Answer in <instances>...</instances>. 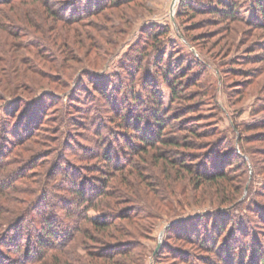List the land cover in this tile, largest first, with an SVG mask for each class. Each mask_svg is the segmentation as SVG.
I'll return each instance as SVG.
<instances>
[{
	"label": "trees",
	"instance_id": "obj_1",
	"mask_svg": "<svg viewBox=\"0 0 264 264\" xmlns=\"http://www.w3.org/2000/svg\"><path fill=\"white\" fill-rule=\"evenodd\" d=\"M86 1L81 13L82 6L76 0L69 4L70 11H66L65 6L56 9L61 0H0V37L6 38L7 44L9 42V46L15 49L14 52L0 53L12 59L10 64L8 56L0 61V102L10 99L9 102L17 107L16 112L6 117L0 114V264H80L85 256L91 259L89 264H116L120 257L127 260L133 249L139 246L136 238H139L140 231L144 233L151 225L146 220L158 218V208L168 206L165 201L156 203L155 200L154 189L161 180L159 171L156 172L157 164L161 162L159 166L164 165L166 172L175 171L177 174L185 170L191 177L215 182L221 187L232 171L230 167L223 168L222 153L210 151L203 154L201 160L200 155L191 153L192 150H200V146L190 140L194 136L200 138L196 129L205 117L186 115L192 112L191 109L188 112L182 110V101L195 98V95L185 92L190 85H183L189 73L180 67L170 69L161 64V58L156 65V76L169 91V105L165 106L162 94L151 81L142 84V96L137 93L136 76L144 69L149 42L159 41L167 34V31L157 28L149 31L145 45L132 50L126 58L128 60L134 55L136 66L132 75H127L123 83H117V87L113 83L118 93L113 102L114 115L112 112L107 115L106 123L98 115H89L92 110L85 115L90 123L87 131L94 136L90 147L71 148L68 142L64 144V116L51 119L54 127L46 131L50 122L46 115L48 109L41 115L43 110L38 98L34 97L40 91L26 85L27 70L21 67L26 57L21 54L31 47L36 56L45 60L54 46L60 52V63L63 64L58 66L59 71L65 72L64 83L60 84H69L75 69L66 63L77 62L71 56V40L69 37L62 39L53 25L57 21L73 25L89 16L94 17L91 8L107 3L105 0ZM121 1L124 0H108L107 7H117L123 3ZM216 1L220 6L216 11L231 21H241L236 0ZM263 1L255 0L258 12L262 11L261 27H264V9L259 6ZM181 7L184 8L183 3ZM186 7L189 9L188 5ZM42 8L43 12L39 14ZM46 19L51 27L47 26ZM251 24L255 25L256 21ZM53 64H56L53 65L56 69L57 62L53 61ZM96 79V82H103L102 78ZM56 87L50 86L48 93L60 95L57 94L60 88ZM91 87L96 89L94 84ZM103 90L104 93L109 91L106 85ZM122 90L126 95L124 100L119 99ZM182 132L185 134L177 135ZM211 144L205 143L208 147L205 149H212ZM231 152L243 162L233 147ZM245 174L242 171L238 175V186L224 185L222 189L234 188L230 197L235 198L243 192L247 181ZM259 196L264 197V191ZM234 198L231 203L236 200ZM254 202L249 199L246 208L252 216H258L261 214L259 207L264 204ZM226 213L216 210L214 215L225 216ZM201 218L186 219L187 222L198 220L199 224L193 232L190 231V235L178 236L194 246L193 249L198 251L195 255H200L188 256L186 252L171 251L163 245L155 254L156 261L171 259L173 264H264V247L256 233L249 232L251 228L245 222L250 220L251 223L248 215L239 213L235 216L231 232L232 218L225 222L223 217H216L211 221V216L200 226L208 215ZM184 221H178L174 227L166 229V233H173L178 225L183 227ZM261 231L259 234L264 236V227ZM78 249L85 254L84 257L80 256Z\"/></svg>",
	"mask_w": 264,
	"mask_h": 264
},
{
	"label": "rangeland",
	"instance_id": "obj_2",
	"mask_svg": "<svg viewBox=\"0 0 264 264\" xmlns=\"http://www.w3.org/2000/svg\"><path fill=\"white\" fill-rule=\"evenodd\" d=\"M61 1L59 4L61 6L58 5L56 9L65 6L66 11H70L72 8L68 9L69 4L75 0ZM76 1L82 6L80 11L84 10L87 1ZM236 1L239 6L238 14L243 23L231 21L216 11L215 9H220V6L216 5V0H124L121 1L123 2L121 5L114 8L107 7L108 0H105L107 3L102 6L94 5V8H91L94 17L89 16L73 25L57 21L52 24L55 32H59L62 39L69 37L71 56H74L77 62L66 63L75 70L71 82L64 86L60 84L64 83L65 72L59 71L58 68L63 64L60 63L61 56L57 48L53 46V51L48 52L45 60L36 56L31 47L26 48L21 54L26 57H24L26 62L21 64L28 74L26 85L37 87L40 91L34 97L38 98L43 110L41 115L48 109L46 115L50 117L48 120L50 122L47 123L49 127L45 128L46 131L54 127V121L51 119L64 116L66 118L63 124L66 134L64 144L68 142L71 148L90 147V140L94 136L91 131H87L90 129V123L85 115L92 110L89 115H98L103 123L108 121L107 115L115 111L113 102L118 96L113 83H116L117 87V83H123L124 79L127 80V75H132L135 71L134 55L128 60L126 58L132 54V50L145 45L144 42L152 29L167 31L159 41L149 42L144 69L142 68L141 74L138 73L136 76L137 93L140 96L142 84L151 81L162 94L165 106H168L169 91L156 76L158 60L163 58L161 64L169 66L170 69L178 67L184 69L189 74L183 80V85L186 87L190 85L185 92L195 95V98L188 102L182 101V110L188 112V109H191L192 112L186 115L205 117L204 122H200L196 129L200 138L196 139L194 136L191 138L192 141L189 139L190 142L199 145L200 150H192L191 153L200 155L199 160L203 154L207 155L210 151L223 154V168H232L231 173L225 177L223 188L226 185L238 186V175L242 171L246 172L247 181L243 185V192L237 194L236 200L231 203L234 197L230 196L234 188L226 187L225 191L215 182L191 177L185 170L177 174L175 171L166 172L164 165L159 166L161 162L157 164L156 167L159 168H156V172L159 171L158 176L161 180L159 179L160 184L154 189L155 200L156 203L165 201L168 206L158 208L160 209L156 212L159 213L158 218L146 220L152 226L148 225L144 233L140 231L139 238H136L139 246L133 249L127 260L118 258V264H173L171 259L156 261L155 254L163 245L171 251L181 250L188 256L195 255L194 253L198 251L193 249L194 246L186 240L179 239L178 236L186 233L190 235L199 224L197 221L206 215L208 218L203 219L200 226L204 222L207 223L211 216V221L216 217H223L226 222L234 219L239 213L248 215L251 223L250 220L245 222L251 228L249 232L256 233L261 246L264 247V236L259 234L264 227L261 217H264V205L261 207L259 204L255 205L261 212L258 216H252L250 210L246 208L249 199L264 204V197L259 196L260 192L264 191V27H261L262 11L258 12L255 0ZM182 3L184 8L181 7ZM262 4L259 6L260 9H264V1ZM187 5L189 9L186 10ZM42 12L43 8L39 10V14ZM253 20L260 26L251 24ZM46 23L51 27L47 19ZM45 30L48 32V28ZM6 40V38L0 40V53L14 52L15 49L10 47ZM3 55L0 54L1 62L8 56ZM10 57H7L9 64L12 60ZM53 61L57 62L56 69ZM96 78H102L103 82H96ZM93 84L96 87L94 90L91 87ZM105 85L109 91L104 93ZM50 86L59 87L57 94L60 95L48 93ZM125 96L122 90L119 99L124 100ZM9 100L0 102L2 117L17 111L16 105ZM205 132L209 134L204 135ZM182 134L185 133L177 135ZM129 135L134 138L132 134ZM205 143H214L211 144L212 149L209 151L205 149L207 147ZM232 147L243 162L231 152ZM257 193L259 195H256ZM154 195L152 194L153 197ZM216 210L218 212L224 210L227 213L225 216L221 214L217 216L214 215ZM188 218L198 220L187 222ZM235 220L229 226L230 232L234 230ZM178 221H184L183 227L178 225L173 233H166V229L174 227ZM131 229L135 230L134 227ZM236 235L239 237L238 233ZM79 254L83 257L85 255L80 250ZM83 259L80 264L90 263L89 257L85 256Z\"/></svg>",
	"mask_w": 264,
	"mask_h": 264
}]
</instances>
